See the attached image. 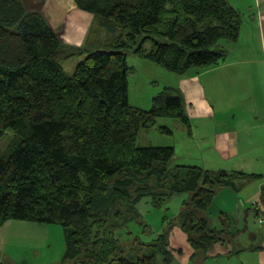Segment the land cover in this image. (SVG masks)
I'll return each instance as SVG.
<instances>
[{
    "label": "trees",
    "instance_id": "trees-1",
    "mask_svg": "<svg viewBox=\"0 0 264 264\" xmlns=\"http://www.w3.org/2000/svg\"><path fill=\"white\" fill-rule=\"evenodd\" d=\"M74 2L95 25L114 30L102 47L67 45L40 12L22 0H0V140L12 135L0 152V226H61L63 262L172 264L171 226L128 252L116 234L143 225L142 201L158 209L187 193L179 228L194 257L206 259L215 245L236 236L226 215L218 227L208 218L218 191L260 176L170 166L172 147H139L141 131L159 119L187 129L189 120L181 92L170 87L152 99L149 111L129 104L127 54L177 76L213 69L228 53L219 43L237 42L242 15L226 0ZM75 58L82 61L68 75L63 63ZM160 132L171 135L167 128ZM255 213L264 216V185Z\"/></svg>",
    "mask_w": 264,
    "mask_h": 264
},
{
    "label": "crops",
    "instance_id": "crops-1",
    "mask_svg": "<svg viewBox=\"0 0 264 264\" xmlns=\"http://www.w3.org/2000/svg\"><path fill=\"white\" fill-rule=\"evenodd\" d=\"M226 1L244 21L237 42L223 44L228 52L224 63L203 72L190 71L177 76L185 79L177 81L180 84L177 89L188 105V133L197 146L199 158H205L204 166L188 163L174 166L240 172L260 178H239L233 188L219 190L215 199L225 193L231 198L232 207L220 209L217 216L210 212L212 206L207 212L217 227L219 216L226 215L236 233L234 239L215 245L206 259L197 258L186 236L179 227H174L169 234L172 264H264V231H260L258 243L245 248L234 247L241 233L256 239L255 222L264 224V216L255 213L264 185V181H259L264 179L261 169L264 167V0ZM22 2L29 11L41 8L40 13L49 26L67 45L95 50L114 34V30L108 32L95 25L93 16L78 10L74 0ZM256 132H261L262 136L253 135ZM238 220L244 224L241 230L234 229ZM3 229L11 235L31 233L34 237L46 231V228L24 222H7L0 231Z\"/></svg>",
    "mask_w": 264,
    "mask_h": 264
},
{
    "label": "rangeland",
    "instance_id": "rangeland-1",
    "mask_svg": "<svg viewBox=\"0 0 264 264\" xmlns=\"http://www.w3.org/2000/svg\"><path fill=\"white\" fill-rule=\"evenodd\" d=\"M35 11L40 12L41 8H37ZM141 40L142 36L139 37L138 41ZM223 44L227 43L224 41L219 43L220 46ZM143 47L144 50L150 51L152 49L151 41L144 43ZM81 59L75 58L64 62L63 68L65 72L68 75H72L78 63L82 61ZM127 65L130 68L127 78L129 104L143 111L151 109L152 99L165 88V85L177 89L178 85H180L177 81H185V79H180L177 75L149 63L136 53L129 52L127 54ZM181 95L184 101V96L182 93ZM187 109L188 105L185 102V114ZM160 128H167L171 131V135L161 133ZM261 134V132L253 133V135L257 136H262ZM11 137V133H8L0 140L1 153L6 150ZM137 145L139 147H172L175 157H173L170 166L175 164L186 165V163L188 165L204 166L203 161L205 158H199L197 146L193 139L190 138L188 129L175 119H159L153 127L142 130L138 137ZM261 169L264 176V167ZM259 181H264V179ZM189 199L190 195L187 193L175 195L162 208L158 209L152 208L148 199L142 201L137 206V211L140 215V222L143 225L132 223L127 229L121 230L116 234L125 251L128 252L132 248L137 247V242L151 243L153 239L164 233L170 226L172 228L179 227L178 216L181 212V205ZM229 207H232L231 198L225 193L218 194L210 212L217 216L220 209L228 210ZM211 221L216 226V221L214 219H211ZM257 223L255 222L257 235L253 234L256 239L248 238L250 236L248 234L247 237H244V234L241 233L236 245H234L235 248H245L252 243H258L260 231H264V224L259 225ZM34 224L46 228V231L40 232L36 237L31 233L25 236L24 234L11 235L5 229L0 231V264H76L75 261H62L65 252V234L61 226ZM243 226V222L238 220V224L234 229L241 230L244 228ZM1 229L2 227L0 226Z\"/></svg>",
    "mask_w": 264,
    "mask_h": 264
},
{
    "label": "built area",
    "instance_id": "built-area-1",
    "mask_svg": "<svg viewBox=\"0 0 264 264\" xmlns=\"http://www.w3.org/2000/svg\"><path fill=\"white\" fill-rule=\"evenodd\" d=\"M264 223V222H263Z\"/></svg>",
    "mask_w": 264,
    "mask_h": 264
}]
</instances>
